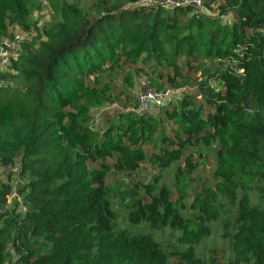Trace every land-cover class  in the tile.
I'll use <instances>...</instances> for the list:
<instances>
[{
	"label": "trees",
	"instance_id": "trees-1",
	"mask_svg": "<svg viewBox=\"0 0 264 264\" xmlns=\"http://www.w3.org/2000/svg\"><path fill=\"white\" fill-rule=\"evenodd\" d=\"M87 1L0 0V46L15 28L36 34L0 70V164L24 178L0 184V264H207L197 248L215 221L227 256L210 264H264V0ZM139 78L193 94L138 114ZM213 148L211 184L187 204L193 151ZM145 164L177 166L173 188L133 184L127 223L170 229L175 245L118 227L108 180ZM13 191L23 208H6Z\"/></svg>",
	"mask_w": 264,
	"mask_h": 264
},
{
	"label": "rangeland",
	"instance_id": "rangeland-1",
	"mask_svg": "<svg viewBox=\"0 0 264 264\" xmlns=\"http://www.w3.org/2000/svg\"><path fill=\"white\" fill-rule=\"evenodd\" d=\"M197 1H198L197 3L200 5L201 4L200 0ZM95 2L96 0H88L85 3H87V7H90ZM158 2L161 5H167V6H170L171 4L175 3L174 0H158ZM50 19H51V11L47 6L44 8V10L41 13H34L33 15V21L36 23L37 27L40 30H42L48 24ZM14 31L15 29L13 30V33ZM32 34L33 35L31 36V38L36 36L34 32H32ZM0 70H1V65H0ZM143 81L146 80L143 78L136 79V88L132 91V94L134 96H136L137 89ZM115 84L118 86L120 90L123 89L121 76L116 77ZM117 93H119V91ZM190 94H193V89L187 87L174 92V94L170 97L169 100L178 104L179 101L185 95H190ZM121 110L122 109L116 104L111 106H106L100 110H95L94 111L95 127L97 128L105 127L108 123L111 122V120H113V117L116 114V112ZM214 151H215L214 148L199 149L193 151L194 160L197 162L198 169L193 175V182L189 190L190 197L186 201L187 204H190L192 202L194 194L198 192V189L200 188L201 185L211 184L213 171L216 166ZM19 168H18L19 172L18 171L12 172L11 169L5 168L0 164V184L8 182L11 184L12 188L16 190V188L19 185H21L22 182L24 181V178L20 173L22 169L20 163H19ZM176 168L177 166H174L167 171L160 172L159 170L150 166L149 164H145L140 170H138L134 174L132 179L131 178L128 179L120 175H115L109 178L108 182L110 183L109 186L112 190L111 197L114 206V211H116V213L119 216V223H118L119 228L126 229L133 235L151 234L156 240L158 239L166 243L168 246L170 244L175 245L177 233L173 234L170 229H159L156 232L155 231L153 232L149 229V226L147 224H141L139 226L129 225L127 223L128 209L126 207V203L129 200L128 199L130 194L129 189L133 184H140V183L150 184L154 182L155 177L161 176L159 181L168 187H172L174 184V175ZM174 198H176L175 191H174ZM13 204L14 205L18 204V202L14 201ZM211 226L213 230L212 235L206 238L202 242V244L197 248V256L207 261V264H210L208 262L207 257H209V255H211V252L213 251L215 252L220 250L218 253L227 256V253L223 251L221 252V250L225 247V242L222 239L223 230L220 221L213 222ZM11 255L13 256L12 257L13 262H15L16 259L13 251H11ZM224 262L225 259L221 257L218 264H224Z\"/></svg>",
	"mask_w": 264,
	"mask_h": 264
},
{
	"label": "built area",
	"instance_id": "built-area-1",
	"mask_svg": "<svg viewBox=\"0 0 264 264\" xmlns=\"http://www.w3.org/2000/svg\"><path fill=\"white\" fill-rule=\"evenodd\" d=\"M175 3L171 5H185L188 3L198 4V1L194 0H174ZM142 4H160L158 0H141ZM170 5V6H171ZM199 5V4H198ZM201 5V4H200ZM223 23H228V18L224 17L222 19ZM32 31H22L19 28H15V31L12 37L2 40L0 46V65L1 70H7L8 66L14 61L17 60L22 53V46L30 40L32 36ZM174 94V91L164 90L159 91L150 86L147 81H143L137 89L136 96L138 98V114H144L153 108H158L162 104L166 103L170 97ZM19 165L10 167L12 172H19ZM17 201L18 204L23 208L22 199L18 196L16 191H13L8 198L7 206L12 207L13 202Z\"/></svg>",
	"mask_w": 264,
	"mask_h": 264
}]
</instances>
